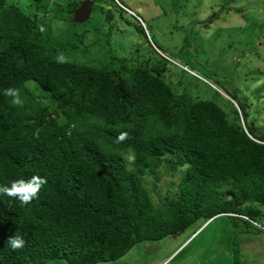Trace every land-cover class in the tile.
Instances as JSON below:
<instances>
[{
	"label": "trees",
	"instance_id": "1",
	"mask_svg": "<svg viewBox=\"0 0 264 264\" xmlns=\"http://www.w3.org/2000/svg\"><path fill=\"white\" fill-rule=\"evenodd\" d=\"M33 1L28 13L0 0V89L18 87L25 101L13 106L0 95V185L34 175L47 183L25 207L0 197V264L117 261L141 243L179 232L189 239L218 218L238 234L230 256L241 262L240 235H264V134L248 124L244 105L225 92L245 126L238 110L230 119L217 102L177 90L166 77L173 62L154 48L157 62L111 50L102 65L76 62L69 55L79 52L75 41L85 33L57 36L43 18L52 11L71 19L80 2ZM97 1V11L112 19L115 0ZM136 20L150 43L149 29ZM121 132L128 137L116 143ZM148 174L178 177L159 205ZM17 230L26 245L12 251L5 242Z\"/></svg>",
	"mask_w": 264,
	"mask_h": 264
},
{
	"label": "rangeland",
	"instance_id": "2",
	"mask_svg": "<svg viewBox=\"0 0 264 264\" xmlns=\"http://www.w3.org/2000/svg\"><path fill=\"white\" fill-rule=\"evenodd\" d=\"M7 1L28 13L35 12L33 0ZM68 1L71 0H58L61 4ZM121 1L147 24L150 43L138 31L134 16L126 12L120 15L116 2L111 4L114 16L109 21L97 11L99 2L91 18L77 26L72 24V19L53 18L52 11L43 20L57 36L74 39L85 33L81 42L75 41L79 52L69 55L76 62L102 65L104 53L110 50L119 57L136 61L151 58L157 62L153 48H161L217 86L216 89L185 72L179 64L168 62L166 77L177 90L217 102L233 119L238 104L226 95L228 91L244 105L248 124L255 127L256 134H264V0H236L231 5L227 0ZM214 13H217L215 18L212 17ZM159 177L157 180L155 175L145 176L156 205L167 196L169 181L178 179L162 174ZM226 223L224 218H218L205 224L189 239L187 234H181L159 243H141L117 261L97 264H264V235H240L242 261L238 262L230 256L234 250L232 242L238 234L235 230L231 233L224 226ZM193 237L195 239L190 241ZM45 264L68 263L58 260Z\"/></svg>",
	"mask_w": 264,
	"mask_h": 264
},
{
	"label": "clouds",
	"instance_id": "3",
	"mask_svg": "<svg viewBox=\"0 0 264 264\" xmlns=\"http://www.w3.org/2000/svg\"><path fill=\"white\" fill-rule=\"evenodd\" d=\"M84 1H86V0H82L80 2V5ZM92 1H93V5H92V12H93V10H94L93 8L96 5H98L97 4L98 1L97 0H92ZM115 2H116L115 4H117L116 5L117 7H120L123 10H125L126 13L131 14L132 16H135L140 21V23L142 22V24L145 26L146 30L148 31L146 23L143 22V20L138 16L136 11H134L132 8H130L126 4L122 3L120 0H115ZM80 5H79V7H80ZM79 7H78V9H79ZM76 11H77V9L72 14V18H71L72 22H75L77 24H82V23H78L75 21L74 13ZM92 12H91V15H92ZM90 18H91V16H90ZM41 31H43V28H41ZM156 50H157V52H159L163 56V54H164L163 51H161L158 47L156 48ZM56 60L58 63H64L65 57L63 54H59L56 57ZM209 82H211V81H209ZM28 83H30V82H26L25 86H27ZM213 85H211V86H213ZM0 95H3L6 98H10L9 103L13 106H19V107L24 106L25 101L21 96V89L18 87H7V88L0 89ZM233 101H235V100H233ZM235 103H237V102L235 101ZM238 107H239V105H238ZM239 108H238V111H239L240 116H241V109H239ZM241 120H242V123H244L242 116H241ZM127 137H128L127 132H121L116 137V143H120V142L125 141L127 139ZM126 159L129 160V162H132V161H134L135 157L134 156H128V157H126ZM46 183H47V179L45 177L40 176V175H34L30 179H27V180H25V179L13 180L11 182L10 186L9 185H0V197L7 196L10 198H13L19 202L20 207H25V206L29 205L34 199H36L38 197V194L40 193L42 187ZM25 245H26V240H25L23 234L18 230L15 231V233L12 236H10L5 242V246L7 248H10L12 251H17V250L23 249L25 247Z\"/></svg>",
	"mask_w": 264,
	"mask_h": 264
},
{
	"label": "water",
	"instance_id": "4",
	"mask_svg": "<svg viewBox=\"0 0 264 264\" xmlns=\"http://www.w3.org/2000/svg\"><path fill=\"white\" fill-rule=\"evenodd\" d=\"M92 5H93L92 0H86V1L82 2L79 9H77V11L74 13L75 21L78 23H83V22L87 21L91 16ZM179 235H181L180 232L177 234H174L173 237L176 238Z\"/></svg>",
	"mask_w": 264,
	"mask_h": 264
},
{
	"label": "built area",
	"instance_id": "5",
	"mask_svg": "<svg viewBox=\"0 0 264 264\" xmlns=\"http://www.w3.org/2000/svg\"><path fill=\"white\" fill-rule=\"evenodd\" d=\"M163 56L166 58V59H168V60H170V61H172V62H174V63H177V64H179L181 67H183V68H185V69H187V70H189L187 67H185V66H183L182 64H180L179 62H176L174 59H172L170 56H168V55H166V54H163ZM201 79H203L204 81H207L205 78H203V77H201V76H199ZM208 83H210L211 85H213L211 82H209V81H207ZM214 86V85H213Z\"/></svg>",
	"mask_w": 264,
	"mask_h": 264
}]
</instances>
